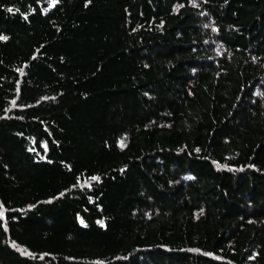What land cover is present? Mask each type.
Instances as JSON below:
<instances>
[{
	"label": "trees",
	"instance_id": "1",
	"mask_svg": "<svg viewBox=\"0 0 264 264\" xmlns=\"http://www.w3.org/2000/svg\"><path fill=\"white\" fill-rule=\"evenodd\" d=\"M0 37V264H264V0H0Z\"/></svg>",
	"mask_w": 264,
	"mask_h": 264
},
{
	"label": "snow or ice",
	"instance_id": "2",
	"mask_svg": "<svg viewBox=\"0 0 264 264\" xmlns=\"http://www.w3.org/2000/svg\"><path fill=\"white\" fill-rule=\"evenodd\" d=\"M9 11H11V10H9ZM3 37H0V39H2ZM95 179V178H94Z\"/></svg>",
	"mask_w": 264,
	"mask_h": 264
}]
</instances>
